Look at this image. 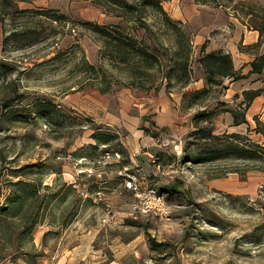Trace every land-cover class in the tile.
I'll list each match as a JSON object with an SVG mask.
<instances>
[{
	"label": "rangeland",
	"instance_id": "obj_1",
	"mask_svg": "<svg viewBox=\"0 0 264 264\" xmlns=\"http://www.w3.org/2000/svg\"><path fill=\"white\" fill-rule=\"evenodd\" d=\"M216 1L222 4L163 1L171 17L182 22L186 42L150 8L142 17L149 30L126 28L156 52V67L149 71L142 54L134 67L123 69L118 54L83 24L122 23V10L107 0H0V59L15 67L0 76V203L19 179L35 181L50 199L33 234L13 244L0 236V264H56L60 257H67L68 264H264V156L231 153L208 161L189 156L204 142L189 145L198 125L242 146L264 145V135L247 125L231 137L230 111H243L246 89H260L250 123L264 121V72L237 81L238 91L227 96L229 78L209 83L200 62L207 53L225 52L238 25L260 33L255 44H238L245 55L234 50L235 68L243 74L252 69L264 54V0ZM41 9L59 11L68 20L35 12ZM102 48L111 63L102 58ZM177 52L191 55L192 78L186 85L179 70L171 81L165 77L181 57ZM84 56L102 66L99 76L107 78L96 80L97 72L82 71ZM109 81L112 91L102 93L100 87ZM152 82L157 89L143 86ZM100 94H110L115 109L130 101V107L140 109L143 97L169 101L176 109L173 124L158 126L154 114L142 118L133 132L153 139L134 152L122 139L132 134L130 129L101 123L84 110ZM35 100L54 101L59 110L47 120L38 117ZM9 102L13 105L7 107ZM160 107V119L172 114ZM199 111L211 116L194 119ZM101 128L119 138L98 143L92 134ZM30 163L41 167L24 171ZM134 172L144 186L164 195L169 216L136 210V197L126 187ZM149 237L167 244L153 245Z\"/></svg>",
	"mask_w": 264,
	"mask_h": 264
},
{
	"label": "trees",
	"instance_id": "obj_2",
	"mask_svg": "<svg viewBox=\"0 0 264 264\" xmlns=\"http://www.w3.org/2000/svg\"><path fill=\"white\" fill-rule=\"evenodd\" d=\"M163 1L164 0H136L130 2L128 0H107V2L113 3L122 10L119 15L124 17V21H122V23L112 25H102L94 21H84L83 24L87 28L97 32L100 37L104 39L105 46L111 48L113 54L114 52L118 54L122 64H124V67H122L123 69L134 67L137 61V56L142 54L150 64V69L148 70L151 71L152 68L156 67L155 61L158 58L156 52L149 45L143 46L144 40L139 41L134 35L130 34L129 30H127L128 28L132 29L137 26H144L148 30L150 29L147 21L142 20V17L145 16L144 12H146L148 8L155 10L160 14L162 22L177 34L178 40H182L183 42L189 40L185 31H183L180 27L182 22L171 17L165 9ZM196 2L202 4H214L215 6H220L222 4L216 0H196ZM35 12L46 15L54 21L68 20L66 15L54 9H41L36 10ZM76 46L82 48L79 44ZM106 51V49L102 48V58L107 59L108 62L111 63L113 59L111 55H107ZM176 54L181 57L174 59V64L170 67L171 69L165 73V77L171 81L175 72L179 70L182 78L180 81L186 85L192 78V71L190 68L191 55L190 53L183 54L178 52ZM259 60L256 59L252 62V69L248 74H242L235 68L234 58L232 54L228 52L220 51L216 53H207L200 59V62L205 69L209 83L223 84L224 78H229L231 81H238L242 78L248 77L251 73H263L264 54L259 56ZM81 64L82 71L87 72L90 70L95 73L97 72V76H95L96 80L106 77L99 76L103 72L101 71L102 66L90 63L85 56L83 57ZM14 70L15 67L10 61L0 59V76H6ZM143 86L149 89L153 87L157 89L158 87L154 82L148 86L146 84ZM100 90L102 93H110L112 91L111 82L109 81V85L107 87H100ZM244 94L245 103L242 102V105L245 104V107L243 111H240L237 108L230 110L234 116V124L236 125L249 123L246 118V111L251 106L253 101L262 94V90H245ZM22 99L23 97L19 98L20 101ZM12 105V102L7 103V107ZM32 105L34 106L36 116L42 117L46 120L49 117L54 116L53 114L59 110V105L54 101L49 100H35ZM11 112L15 114L16 110H11ZM207 116H211V114L199 111L193 118L198 120ZM256 121L257 124L250 130H254L255 132L264 135V121H260L258 119H256ZM146 131L149 130L146 128ZM240 134L241 133L239 132H232L231 137H236ZM189 136H194L195 138L193 141H190V146L194 144L198 145L204 141L197 152L189 155L191 160H193L192 158H196L198 161L214 160L220 158L223 154L229 155L231 153H235L238 156H246L248 158L264 156V145L253 143L252 145L245 144L242 146L241 144H236L234 141L214 135L212 131H209L207 128L199 125L190 133ZM92 137L96 139L98 143L109 145L117 140L119 135L113 131H105L101 128L100 130L95 131L92 134ZM199 139H203V141H199ZM36 166L41 167V163L26 164L22 168L24 171L26 170V172H28L35 170L34 168ZM1 194L2 193L0 191V195ZM63 198L64 197L61 199ZM49 201L50 199L48 196L45 194L42 195L39 185L35 181L19 179L14 182L10 188L8 196L6 197V201L0 203V236L6 238L9 244H13L16 238L22 241L30 233L33 234L34 228L40 221L42 208L46 207L50 203ZM17 218L23 220V223L16 225L15 220ZM149 239L151 243L156 246H164L167 244L164 242H158L151 237H149Z\"/></svg>",
	"mask_w": 264,
	"mask_h": 264
},
{
	"label": "crops",
	"instance_id": "obj_3",
	"mask_svg": "<svg viewBox=\"0 0 264 264\" xmlns=\"http://www.w3.org/2000/svg\"><path fill=\"white\" fill-rule=\"evenodd\" d=\"M232 38L230 40V44L228 47H226V51L228 53H231L233 58H234V50L235 48L238 49V51L245 55V53H243L242 51H240V49L238 48V44L242 43L245 46L248 45H253L256 42L259 41L260 38V33L257 30L254 29H244L241 26H236V28H234V31L231 34ZM225 51V52H226ZM253 60V59H252ZM244 61V60H242ZM235 62V61H234ZM240 64V63H239ZM238 64V65H239ZM243 63L240 64V66ZM250 65V64H249ZM237 67V66H236ZM251 69H249L246 73L247 74L250 72ZM243 74V73H242ZM253 74V73H251ZM247 77L249 78L250 75ZM241 80V79H240ZM230 84L228 86V94L232 95L235 94L239 87H238V82L237 81H232L231 79H229ZM246 90H250V89H246ZM106 97H102V95H99V98H93L96 100H93L92 103L90 105H87L84 108V110L94 116V118L96 120H99L101 123H104L106 125L109 126H113V127H117V128H122V129H130L132 131L131 135H127L126 137L122 136V139L124 141V144L131 149L132 151H136L138 150L141 145L144 144H151L152 143V139L150 136H146L144 134V132H133V129L135 127V124L138 125L139 122L145 120V116H149L150 114H154V116L151 118L154 121H156V124L158 126H162V128L167 127L168 125H172L173 124V118L175 116V107L170 104L169 101H159L156 100V98L153 97H143L142 99L144 100L143 102L145 103L141 105V108L139 109L138 103H134L136 106H138L137 108L131 106L130 104L132 103L131 101L128 103L129 105H125V104H120L118 109H115L113 104L111 103L112 100L110 97V94L105 95ZM254 102V101H253ZM255 103H252L251 106L247 109L248 111L246 112V118L248 119L249 123H242L239 125L234 124V116L232 114L231 116V122L234 125V127L232 128V132H241L240 130H242L244 127L243 125H247V129L248 127L253 129L255 126L252 125L250 122L252 120V117L256 114V109L253 106ZM162 105V110H167L172 112V114H170V116L167 118L168 114H162V115H166V118H162L160 119L158 115L159 111H161V107L159 109V106ZM177 106H179L177 104ZM76 108H78V106H76ZM240 108V106H239ZM175 109V110H174ZM235 109V108H234ZM147 119V118H146ZM146 121V120H145ZM148 126V125H146ZM150 127V126H148ZM142 131V130H141ZM56 264H68V259L67 257H60L57 261Z\"/></svg>",
	"mask_w": 264,
	"mask_h": 264
},
{
	"label": "built area",
	"instance_id": "obj_4",
	"mask_svg": "<svg viewBox=\"0 0 264 264\" xmlns=\"http://www.w3.org/2000/svg\"><path fill=\"white\" fill-rule=\"evenodd\" d=\"M126 187L136 197L135 208L141 214L155 213L162 217L170 215V207L163 194L155 187L144 186L137 173H129L126 180Z\"/></svg>",
	"mask_w": 264,
	"mask_h": 264
}]
</instances>
